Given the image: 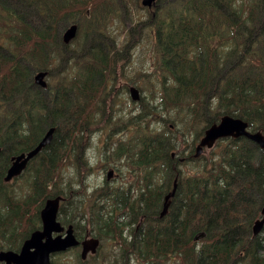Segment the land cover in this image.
Wrapping results in <instances>:
<instances>
[{
	"label": "trees",
	"instance_id": "obj_1",
	"mask_svg": "<svg viewBox=\"0 0 264 264\" xmlns=\"http://www.w3.org/2000/svg\"><path fill=\"white\" fill-rule=\"evenodd\" d=\"M138 1L0 0V250L19 251L42 228L46 200L63 196L59 220L79 239L89 222L93 236L119 244L114 261L87 263L79 253V264H264V228L253 233L264 206V149L245 137L224 138L210 160L194 156L196 142L223 115L264 133V0H157L146 19L132 23L130 4ZM72 23L79 33L66 45L61 34ZM109 24L116 27L108 32ZM118 26L127 32L125 54L146 30L154 41L162 93L147 103L141 97L140 106L164 112L161 120L174 125L173 109L188 105L197 127L190 172L182 150L173 152L179 132L144 125V109L134 114L133 107L126 118L120 106L105 147L122 166L135 155L143 183L88 193L90 131L114 112L108 85L122 41ZM43 70L58 78L47 88L34 81ZM51 127L53 141L29 164V191L21 196L4 180L12 157L34 149Z\"/></svg>",
	"mask_w": 264,
	"mask_h": 264
},
{
	"label": "rangeland",
	"instance_id": "obj_2",
	"mask_svg": "<svg viewBox=\"0 0 264 264\" xmlns=\"http://www.w3.org/2000/svg\"><path fill=\"white\" fill-rule=\"evenodd\" d=\"M131 8V22L133 23L138 18L146 19L148 16L147 8H144L140 5V0L138 2L130 4ZM154 10V8L152 9ZM125 28L129 25V20L124 23ZM64 23H61L59 26V30L61 31ZM113 27H116L115 24L108 25V32L111 31ZM118 31V35L121 36V42L118 43L119 51L118 57L116 59V63L114 65V79H110L108 89H112V95L110 96V101L112 96H116L115 102L112 106L114 112L111 116L112 120L108 122L105 127L99 129H93L90 131V146L87 149L86 155L91 161L93 165L92 171L88 174L85 179V184L87 187V192L90 193L97 187H102L105 185H109L111 187L122 185L124 183H136L137 185L141 181L143 183V177L145 175V171L142 167L135 163V155L132 156V160H128L127 162L122 161L124 165L122 166L116 159L115 155L110 151V149L106 148V140L107 134L110 133L111 126L114 125V122L119 120V116L117 115L118 109L120 106L126 112V118L130 117V112L134 107V114L145 111L147 114V121H144L143 124L152 126L156 129H167V133L173 134L179 132L180 134L176 139H173V143L175 144V149L173 152H177L178 149L182 150L183 157L186 158V162L182 168L184 170L190 172V157L189 154L193 149V140L196 135L197 127L193 126L190 122V112L188 109V105L174 108L173 115L175 118L174 125L172 122L167 120H161V116L165 115L164 112L160 113V110L156 109L150 110L146 107L140 106L141 97L146 98V103L151 101L153 96L161 97V82L158 78V73H156V67L158 60L155 59L153 44L154 41L149 37V30H146V36L142 42H136L133 44V47L130 48L129 54H125V40L127 38V32H124L125 29H122L120 26L116 28ZM62 37V34H61ZM77 37L75 38V40ZM74 40V41H75ZM140 41L142 38L139 39ZM73 41V42H74ZM72 42V43H73ZM124 47V50H123ZM132 53V55H131ZM156 54V53H155ZM159 77L161 78V73L159 72ZM48 82L51 84L56 83L58 78L49 76L47 78ZM139 85L142 89L140 90ZM131 88L136 89L139 92L140 100L134 101L131 98ZM138 106V107H137ZM150 106V104H149ZM137 107V108H136ZM146 108V109H145ZM186 124L190 125L189 133L182 135L187 129ZM179 129V131H177ZM187 132V131H186ZM127 135L124 137L125 139L131 135H134L133 128L127 129L125 131ZM122 137L121 135H117L113 138L116 140L117 138ZM201 138V137H200ZM198 142V141H197ZM196 142V145L198 144ZM219 146L216 144L212 149H206L203 152L204 157L207 159H211L215 156L214 151H218ZM176 154V153H175ZM36 158V157H35ZM34 158V159H35ZM113 168L115 170V175L111 180L106 179L107 171ZM73 172L75 174L74 168H67L66 172ZM26 170L18 177L14 178L11 181L10 187L15 190V193L24 196L29 191V180H31V175L27 174ZM65 183L67 179L65 178ZM135 184L132 192H136L137 185ZM80 184L78 182L73 183V187H79ZM65 202V201H63ZM62 202V203H63ZM86 215H89V211L86 208ZM91 217V215H90ZM25 221L17 223L19 225H25ZM85 224V229L83 232L85 233L84 240H90L92 238H97L93 236L95 232L92 223H83ZM119 246L116 241H111L108 239L102 240L100 239V245L98 247V251L92 256L90 254L87 258V263H90L92 260H96L97 263H102L104 260H108L112 262L115 258L118 257L119 248H115L114 246ZM80 249L75 248L70 251L56 254L53 257V264H79L78 256ZM81 252V251H80ZM130 264H173V260H169L164 263H160V261L152 259V260H143V259H135L132 258Z\"/></svg>",
	"mask_w": 264,
	"mask_h": 264
},
{
	"label": "water",
	"instance_id": "obj_3",
	"mask_svg": "<svg viewBox=\"0 0 264 264\" xmlns=\"http://www.w3.org/2000/svg\"><path fill=\"white\" fill-rule=\"evenodd\" d=\"M157 0H141L144 7H153ZM78 24H72L63 32V41L70 44L78 35ZM49 72L46 70L35 74V84L47 88V76ZM131 97L134 101L140 100L139 92L131 88ZM56 127H51L43 136L39 144L28 152L12 157V164L5 176V181H12L20 176L28 167L32 159L40 154V152L49 146L54 138ZM248 138L264 149V134L262 131L252 132L249 123L242 118L231 115L221 117L219 123L213 124L205 130L204 136L201 137L196 146L195 156L199 157L206 148H212L215 143L222 138ZM1 150V149H0ZM114 170L110 169L107 173V180H111ZM174 195V192L166 197L165 211H167V201ZM62 196L49 198L40 211L42 228L35 230L22 244L20 251L1 250L0 262L4 264H52V256L66 252L79 245L82 246V258L86 259L91 252L95 254L100 245V239L92 238L90 240H79L75 234L73 225L67 228L62 225L58 219L61 206ZM262 217L258 218L253 224L254 235L260 234L264 228V206L261 209Z\"/></svg>",
	"mask_w": 264,
	"mask_h": 264
},
{
	"label": "flooded vegetation",
	"instance_id": "obj_4",
	"mask_svg": "<svg viewBox=\"0 0 264 264\" xmlns=\"http://www.w3.org/2000/svg\"><path fill=\"white\" fill-rule=\"evenodd\" d=\"M22 247V246H21ZM2 250H11V249H2ZM1 251V250H0ZM16 251V250H14ZM20 251V250H19ZM0 264H4V262H0Z\"/></svg>",
	"mask_w": 264,
	"mask_h": 264
}]
</instances>
